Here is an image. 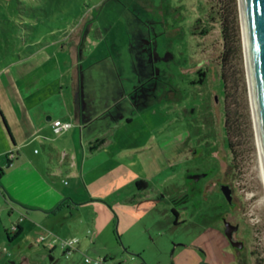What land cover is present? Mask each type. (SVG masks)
<instances>
[{
  "label": "rangeland",
  "instance_id": "374dc122",
  "mask_svg": "<svg viewBox=\"0 0 264 264\" xmlns=\"http://www.w3.org/2000/svg\"><path fill=\"white\" fill-rule=\"evenodd\" d=\"M217 1L230 24H238L242 60H233L231 72L239 80L243 70L246 88L243 94L239 83L244 131L234 139V161L224 129ZM205 27V37L195 35ZM70 49L78 51L76 71L86 91L95 92L96 106L111 113L94 125L97 139L107 143L95 154L92 181L86 178L90 192L103 199L78 207L64 199L47 215L11 212L0 196V264H84V257L105 259L103 264H237L214 219L224 212L240 228L239 264H264V180L238 0H0V71L18 62L10 72L23 90L29 82L40 88L36 96L60 82L69 89V71L61 77L74 60ZM48 55V64L39 67ZM200 70L206 75L201 84ZM197 172L211 173L200 181L204 225L190 202L181 209L184 181ZM137 181L145 183L141 192ZM57 182L66 189L76 186L67 175ZM219 184L233 190L229 212ZM20 216L22 230L15 236L11 227ZM74 237L78 243L66 256L60 241Z\"/></svg>",
  "mask_w": 264,
  "mask_h": 264
},
{
  "label": "crops",
  "instance_id": "0c3cea01",
  "mask_svg": "<svg viewBox=\"0 0 264 264\" xmlns=\"http://www.w3.org/2000/svg\"><path fill=\"white\" fill-rule=\"evenodd\" d=\"M70 52L74 60L70 61V68L61 77L64 78L69 71V89L67 82H60L52 90L45 91V95L36 96L40 88L29 82L23 90L18 86L16 76L11 74L12 67L18 62L0 71V168L3 170L0 196L11 212L30 210L50 215L63 206L64 199L76 202L74 205L77 207L103 199L90 192L87 180L91 182L95 175L96 152L107 143L105 139L96 137L94 125L99 120L97 114L108 113L109 110L108 107L100 110L96 106V93L86 91L84 78L76 71L79 68L75 56L78 51ZM36 53L25 60H33ZM49 60L48 55L39 67H44ZM79 77H82V82L81 78L78 81ZM50 84L48 81L42 88H48ZM54 121L70 123L71 128L56 133L52 125ZM38 146L42 153L37 151ZM8 155L13 158L6 165ZM66 175L75 181L74 189L59 186L57 179ZM83 187L86 192L78 195ZM136 264L144 263L138 261Z\"/></svg>",
  "mask_w": 264,
  "mask_h": 264
},
{
  "label": "water",
  "instance_id": "95a60500",
  "mask_svg": "<svg viewBox=\"0 0 264 264\" xmlns=\"http://www.w3.org/2000/svg\"><path fill=\"white\" fill-rule=\"evenodd\" d=\"M238 7L248 93L264 177V0H238ZM81 98L83 99V91ZM221 192L230 203L229 187L221 186ZM224 227L226 232L238 229L226 221ZM231 245L238 249L242 248L241 243Z\"/></svg>",
  "mask_w": 264,
  "mask_h": 264
},
{
  "label": "trees",
  "instance_id": "16d2710c",
  "mask_svg": "<svg viewBox=\"0 0 264 264\" xmlns=\"http://www.w3.org/2000/svg\"><path fill=\"white\" fill-rule=\"evenodd\" d=\"M218 9L215 12V16L218 18V24L220 26V37L222 40V50L218 56V62L220 66V79L223 83L224 88V129L227 138V145L229 153L231 154L232 160H236V151L235 147L236 144L234 143V139H239L242 136V124L239 123L240 119V112L237 107V90L240 89L244 94L246 92L245 84H244V77H243V70H238V74L240 75L239 80L236 79L235 74L231 72V67L233 64V60L237 59L241 62L242 60V53H241V44H240V37L237 28L236 20L233 21L232 25L229 22L228 14H224V9L220 8V2L217 1ZM210 19H213L210 18ZM232 26H234L232 28ZM208 31L207 28L201 29L196 36L199 35L201 37H205ZM198 83H203L205 79V72L198 71ZM80 81V80H78ZM245 118L248 121V126L250 127L249 122V113L246 107V115ZM248 127V129H249ZM3 175V170L0 168V178ZM145 183L142 181L136 182V187L139 190H143ZM21 217V216H20ZM20 232V227L16 232H12L15 236L18 235ZM9 238V233L6 234ZM106 262L105 259H103Z\"/></svg>",
  "mask_w": 264,
  "mask_h": 264
},
{
  "label": "flooded vegetation",
  "instance_id": "af4514ba",
  "mask_svg": "<svg viewBox=\"0 0 264 264\" xmlns=\"http://www.w3.org/2000/svg\"><path fill=\"white\" fill-rule=\"evenodd\" d=\"M78 58V57H77ZM79 69V68H78ZM101 113V114H99ZM97 114V119L103 118L105 115L111 114L110 111H108V113H102L99 112ZM211 173H207V174H203V173H193V175H191L190 177L186 178L184 181V190L182 191V200L181 202L184 203L183 207L181 209L183 210H187V206L185 205V203H189L190 202V209L194 212V216H197L198 220L197 223H201V225H204V215L202 214V201H203V197H204V190H205V186L204 183L200 184V181L203 178H207L209 179ZM221 186H228V185H223V184H219V190L220 193L221 192ZM229 189L231 190V202L228 203L226 201V199L224 198L223 194H222V200L224 201L223 207L225 209V207H227V211H231L234 208V193L233 190L230 186H228ZM220 206V205H219ZM172 213L175 216V223L177 221V219L179 218V214L177 213V211H175V209L172 210ZM226 212L216 215V217L214 219H216L217 222L221 223L222 225V232H219L223 235V239L224 242L226 243V246L231 247V253L234 256V259L236 261L237 264L240 263V261L242 259H240L239 254L243 252L244 250V243L242 241L239 240L237 236V234L239 233V226L238 224H233L229 221L226 220L225 214ZM228 222L230 223L232 226H237L238 229L236 231L230 230L228 232L225 231V227H224V222ZM177 224V223H176ZM228 236V237H227ZM231 243H241L242 244V248L238 249L237 247H234L231 245ZM218 245V243H216Z\"/></svg>",
  "mask_w": 264,
  "mask_h": 264
},
{
  "label": "built area",
  "instance_id": "2783aa9c",
  "mask_svg": "<svg viewBox=\"0 0 264 264\" xmlns=\"http://www.w3.org/2000/svg\"><path fill=\"white\" fill-rule=\"evenodd\" d=\"M53 128L55 130L56 133H60L62 131H66L68 129L71 128V124L70 123H62L60 121H54L52 123ZM13 156L12 155H8L6 160H7V164H10L12 161ZM23 220V216H21L18 220V223L12 225L11 227V232H16L18 230L19 224L20 222ZM41 241H44V238L41 239ZM57 241L54 240L52 244L56 243ZM78 243V240L75 238L72 239H63L60 241V247L62 248L64 254H66V256H70L71 253L73 252V250L75 249V245ZM84 264H103L104 261L103 260H93L91 258L88 257H84L83 260Z\"/></svg>",
  "mask_w": 264,
  "mask_h": 264
},
{
  "label": "bare ground",
  "instance_id": "6f19581e",
  "mask_svg": "<svg viewBox=\"0 0 264 264\" xmlns=\"http://www.w3.org/2000/svg\"><path fill=\"white\" fill-rule=\"evenodd\" d=\"M261 171H262V165H261ZM262 176H263V171H262ZM263 180H264V177H263Z\"/></svg>",
  "mask_w": 264,
  "mask_h": 264
}]
</instances>
